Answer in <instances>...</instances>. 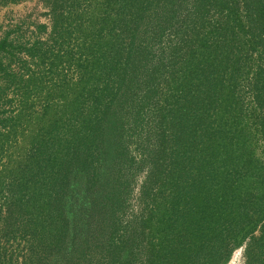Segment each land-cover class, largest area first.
Segmentation results:
<instances>
[{"label": "trees", "instance_id": "trees-1", "mask_svg": "<svg viewBox=\"0 0 264 264\" xmlns=\"http://www.w3.org/2000/svg\"><path fill=\"white\" fill-rule=\"evenodd\" d=\"M41 1L0 41V264H264V0Z\"/></svg>", "mask_w": 264, "mask_h": 264}, {"label": "rangeland", "instance_id": "rangeland-1", "mask_svg": "<svg viewBox=\"0 0 264 264\" xmlns=\"http://www.w3.org/2000/svg\"><path fill=\"white\" fill-rule=\"evenodd\" d=\"M47 11H49V8L41 0H20L5 3L0 1V41L7 37L17 48L24 42L32 41L37 35L36 24L50 23L49 13ZM46 37L47 35L42 34L43 39ZM1 54L2 61L8 67L9 71H20L18 58L10 57L6 51H3ZM20 56H22V53ZM4 77L5 72L2 71L0 73V93H2L0 108L9 109V104L6 103L7 98L13 99L14 104L12 107H14L17 102L15 95L16 89L14 87L6 88V78ZM4 92L7 93L8 97H6ZM142 178V175L137 177V184L135 185L129 212H134L138 208L136 196ZM226 264H245L242 248L236 249Z\"/></svg>", "mask_w": 264, "mask_h": 264}]
</instances>
